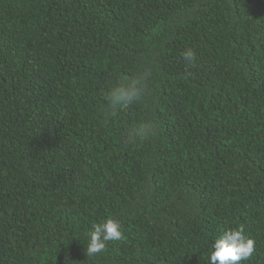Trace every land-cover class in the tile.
I'll return each instance as SVG.
<instances>
[{
    "label": "trees",
    "instance_id": "16d2710c",
    "mask_svg": "<svg viewBox=\"0 0 264 264\" xmlns=\"http://www.w3.org/2000/svg\"><path fill=\"white\" fill-rule=\"evenodd\" d=\"M235 228L264 264V0H0V264H208Z\"/></svg>",
    "mask_w": 264,
    "mask_h": 264
},
{
    "label": "clouds",
    "instance_id": "9594fccd",
    "mask_svg": "<svg viewBox=\"0 0 264 264\" xmlns=\"http://www.w3.org/2000/svg\"><path fill=\"white\" fill-rule=\"evenodd\" d=\"M181 56L188 64H194L197 59V54L192 48L183 50ZM146 80V73H141L110 88L102 97L105 116L114 117L120 110L140 102L146 93ZM153 132L154 125L150 121H144L129 127L126 137L129 141H135L138 138H146ZM121 229V223L114 218L92 225L87 233L86 255L102 253L106 250L108 242L123 239ZM255 251L256 241L245 235L242 228L229 229L214 241L208 264H239L249 260Z\"/></svg>",
    "mask_w": 264,
    "mask_h": 264
}]
</instances>
